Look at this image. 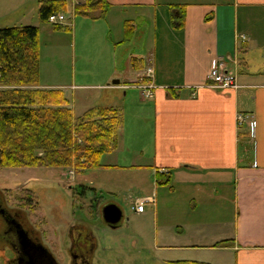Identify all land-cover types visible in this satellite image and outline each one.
I'll return each instance as SVG.
<instances>
[{"label":"crops","instance_id":"obj_1","mask_svg":"<svg viewBox=\"0 0 264 264\" xmlns=\"http://www.w3.org/2000/svg\"><path fill=\"white\" fill-rule=\"evenodd\" d=\"M84 1L72 0V14ZM109 2L108 15L92 21L91 31L100 34L116 60L122 50L134 56V84L153 88L150 97L141 93L143 100L154 103L153 155L148 159L142 146L137 151L142 161H137L128 149L132 158L125 155L127 164L105 163L103 156V168L76 170L74 177L95 192L99 211V194L121 188L117 175L129 172L125 175L131 184L150 194L139 200L153 201L152 191H164L171 213L160 232L158 211L135 212L134 202L128 224L124 219L116 229L107 225L103 249L137 247L142 222L152 219L156 248L168 251L169 257L183 258L190 252L188 258H195L172 262L211 264L210 254L221 253L229 257L225 264H264V0ZM221 65L237 73L239 90L207 86L211 70ZM115 76L111 72L107 82ZM115 82L109 87L124 90L126 98L133 82ZM40 89L50 87L40 83ZM240 113L254 118L250 138L240 136ZM117 148L119 144L112 153ZM170 173L168 186L157 183L159 174ZM109 205L124 211L120 203ZM223 242L228 245L219 247Z\"/></svg>","mask_w":264,"mask_h":264},{"label":"rangeland","instance_id":"obj_2","mask_svg":"<svg viewBox=\"0 0 264 264\" xmlns=\"http://www.w3.org/2000/svg\"><path fill=\"white\" fill-rule=\"evenodd\" d=\"M51 1L53 0H0V30L39 28L41 84L50 87L48 90L64 91L70 101L76 122L90 109L113 107L119 112L121 110L119 148L105 155L103 162L115 165L127 164L129 161L125 155L128 154V149L134 152L131 155L135 156V160L142 161V156L137 152L142 146L148 151L145 156L148 159L152 158L154 103L152 99L143 100L142 90L134 84L137 81L132 60L134 56H130L127 50H122L116 60L114 51L104 45L100 34L91 31L95 27L91 23L94 20L75 17L72 14V0H60L66 2L68 6L67 12L59 13L66 18L60 29L48 21H42L39 14L41 4ZM73 13L75 14V10ZM111 72H115L116 76L107 82ZM115 81H122V85L133 82L130 84L132 89L127 92L126 98L124 90L116 91L114 87H109V85L114 86ZM70 170L46 167L0 168V209L2 207L10 212H16L19 219L25 220L37 231L45 247L56 258L68 259L70 249L67 237L68 226L78 224L85 218L89 225L101 229L98 233L100 250L96 255L100 264H171L174 263L171 261L173 259L180 261L195 259L188 258L193 255L190 252H185L184 255L187 256L183 258H176L169 257L170 254L165 249L156 248L152 219L149 222H142L140 226L142 236L137 247L105 251L103 247L107 243L104 241L109 237V234L105 233L107 224L103 220V210L106 205L113 202L120 203L125 212L122 222L125 219V224H128V218L133 214V211H130L131 205L139 199L149 197L150 194L137 190L131 184L126 177L130 175L129 172H126V175L119 173L117 185L121 188L116 190L110 188L109 191L105 190L104 193L99 194L101 197L99 203L103 200V204L101 203L102 206L98 211L99 206L96 201L95 208L90 207L97 196L95 192L85 189V186L88 187L87 183H78L76 176L73 179L69 174ZM151 193L154 198L151 206L156 201L157 206L154 208L148 205L147 213L158 211L159 222L156 229L161 232L162 229L165 230L168 214L171 213L168 211V197L164 195V191ZM31 195L34 201L28 199ZM130 197L133 199L132 202ZM82 207H85L87 217L82 215ZM6 236V225L0 214V264H10L14 258L6 242ZM128 244L132 246L130 242ZM207 259L211 264H225L229 257L227 256L226 259L221 253H211Z\"/></svg>","mask_w":264,"mask_h":264},{"label":"trees","instance_id":"obj_3","mask_svg":"<svg viewBox=\"0 0 264 264\" xmlns=\"http://www.w3.org/2000/svg\"><path fill=\"white\" fill-rule=\"evenodd\" d=\"M110 9L109 0H85L74 10L76 17L95 21L105 19ZM67 11L66 2L51 1L41 4L39 14L48 21ZM40 49L39 28L0 30V168H103L102 157L118 144L120 112L96 108L76 122L64 91L40 89ZM171 94L177 97L176 91ZM240 136L250 138V133L243 129ZM157 183L168 186L171 173L159 174Z\"/></svg>","mask_w":264,"mask_h":264},{"label":"flooded vegetation","instance_id":"obj_4","mask_svg":"<svg viewBox=\"0 0 264 264\" xmlns=\"http://www.w3.org/2000/svg\"><path fill=\"white\" fill-rule=\"evenodd\" d=\"M28 198V197H27ZM27 198H24L27 200ZM23 200V199H22ZM96 202L92 201L91 208ZM82 215L87 217L85 207ZM92 213V212H90ZM0 214L6 225L7 244L14 254L10 264H100L96 256L99 253L98 234L100 228L89 225L84 218L78 224L68 226L69 255L56 258L42 242L39 234L25 220L18 218L16 212H10L1 207ZM89 214V213H88ZM104 220V217H103ZM105 221V220H104ZM106 223V222H105ZM107 224V223H106Z\"/></svg>","mask_w":264,"mask_h":264},{"label":"built area","instance_id":"obj_5","mask_svg":"<svg viewBox=\"0 0 264 264\" xmlns=\"http://www.w3.org/2000/svg\"><path fill=\"white\" fill-rule=\"evenodd\" d=\"M49 22L52 24H61L66 21L64 15H52L49 17ZM151 72V71H149ZM209 87L221 91L239 90L238 75L235 71L229 70L225 65H221L211 70L209 74ZM145 96L149 97L150 91L146 89ZM238 124L240 126H248L252 131L255 128V121L248 114L238 115ZM148 200H139L135 206L138 213H143L147 206Z\"/></svg>","mask_w":264,"mask_h":264},{"label":"water","instance_id":"obj_6","mask_svg":"<svg viewBox=\"0 0 264 264\" xmlns=\"http://www.w3.org/2000/svg\"><path fill=\"white\" fill-rule=\"evenodd\" d=\"M119 82H115L118 84ZM103 217L105 222L113 229L118 227V224L123 219V212L122 210L117 207L116 205H109L103 210Z\"/></svg>","mask_w":264,"mask_h":264}]
</instances>
